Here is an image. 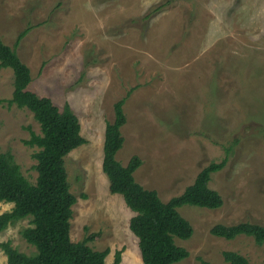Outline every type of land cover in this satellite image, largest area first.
Wrapping results in <instances>:
<instances>
[{
	"label": "rangeland",
	"instance_id": "rangeland-1",
	"mask_svg": "<svg viewBox=\"0 0 264 264\" xmlns=\"http://www.w3.org/2000/svg\"><path fill=\"white\" fill-rule=\"evenodd\" d=\"M0 38L29 68V90L78 118L85 144L64 158L76 198L72 242L92 236L91 249L109 251L106 264L117 251L120 264H141L133 213L101 168L105 126L126 98L115 158L125 166L139 157L135 181L163 202L208 164L226 161L209 182L223 205L178 209L193 235L175 240L189 254L176 264H227L224 251L264 264V244L210 234L217 224L264 226V0H0ZM12 91V70L0 69V100ZM30 131L40 133L28 110L0 105V153L35 183L37 149L23 143ZM11 208L0 203V214ZM26 226L9 225L0 243L31 253L20 235Z\"/></svg>",
	"mask_w": 264,
	"mask_h": 264
},
{
	"label": "trees",
	"instance_id": "trees-1",
	"mask_svg": "<svg viewBox=\"0 0 264 264\" xmlns=\"http://www.w3.org/2000/svg\"><path fill=\"white\" fill-rule=\"evenodd\" d=\"M27 32H21L15 44ZM0 69H11L13 73L11 98L0 100V105L28 110L40 131L39 134L30 131V138L23 141L26 146L37 149L33 154L35 183L22 175L10 152L0 153V203L12 204L9 212L0 214V233L9 225L27 220L28 226L20 235L33 248L27 254L12 247L9 241L0 243L6 264H106L109 251L91 249L88 243L92 236L76 243L70 239V219L76 198L70 191L64 158L85 144L78 118L67 104L60 110L49 98L29 90V68L1 38ZM125 100L114 104V120L105 126L102 172L110 193L121 196L133 213L129 229L137 238L141 264H176L189 254L177 246L175 240L186 241L193 235L190 223L178 209L183 206L219 209L223 200L217 191L209 188V182L213 174L224 168L226 161L208 164L181 194L163 202L155 190L146 189L135 181L133 174L141 165L139 157L131 156L125 166L115 158L123 145L121 127L126 122L122 110ZM210 234L226 241L245 236L258 246L264 244V226L249 222L217 224L210 229ZM222 257L227 264H249L237 252L224 251ZM120 262L121 251H117L112 264Z\"/></svg>",
	"mask_w": 264,
	"mask_h": 264
}]
</instances>
